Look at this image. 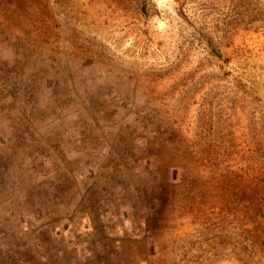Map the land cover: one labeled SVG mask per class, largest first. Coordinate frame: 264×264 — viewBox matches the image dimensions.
I'll return each instance as SVG.
<instances>
[{
  "label": "rangeland",
  "instance_id": "1",
  "mask_svg": "<svg viewBox=\"0 0 264 264\" xmlns=\"http://www.w3.org/2000/svg\"><path fill=\"white\" fill-rule=\"evenodd\" d=\"M0 264H264V0H0Z\"/></svg>",
  "mask_w": 264,
  "mask_h": 264
}]
</instances>
